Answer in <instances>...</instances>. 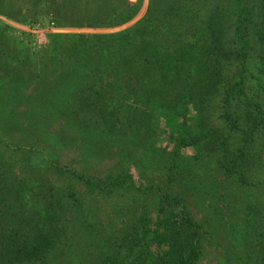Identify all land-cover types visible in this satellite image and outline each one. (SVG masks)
Returning a JSON list of instances; mask_svg holds the SVG:
<instances>
[{"label": "trees", "instance_id": "obj_1", "mask_svg": "<svg viewBox=\"0 0 264 264\" xmlns=\"http://www.w3.org/2000/svg\"><path fill=\"white\" fill-rule=\"evenodd\" d=\"M141 3L0 0V15L102 29ZM7 30L0 23V264H201L216 241V264H264V0H149L122 33L52 36L36 54ZM54 124L46 141L79 147L84 170L25 148ZM108 156L119 158L90 176ZM49 171L90 201L59 192ZM244 230L249 247L235 255Z\"/></svg>", "mask_w": 264, "mask_h": 264}, {"label": "rangeland", "instance_id": "obj_2", "mask_svg": "<svg viewBox=\"0 0 264 264\" xmlns=\"http://www.w3.org/2000/svg\"><path fill=\"white\" fill-rule=\"evenodd\" d=\"M148 3H149V0H142V3H141L139 10L137 11L135 16L129 22H127L123 25L117 26V27H112V28L87 29V28L56 27L53 23L49 22L48 19H46V18L32 22V23H17V22H14L12 20H9L6 17L1 16V15H0V23L4 26L8 27L7 36L10 40H12L13 42H16L17 43L16 45L24 46L25 49L30 51V53L36 54V53H41L43 47L44 48L47 47L52 36H58V35H63V36L64 35H113V34L122 33L124 31L132 28L144 16L146 9H147V6H148ZM11 44H13V43L11 42ZM58 126H59V124H54L48 131L42 130L39 132L40 134H34V135L29 136V138L23 142V144L26 145L25 148H27L28 151H29V149L31 150L33 148H36V151H37L39 148L44 147L45 154L48 153L47 158H49L51 160L55 159L58 167L70 169V170H74V171H79L80 169L84 170V168L82 166V162H81L82 157H81V151L79 150V147L77 148L74 145H72L71 147H68L65 149H60V147L54 146L57 144L52 143L51 140L46 141V139H45L46 136L56 134L59 131ZM18 135H19V133L14 134V137H13V139H14L13 143L14 144L13 145L19 144L18 141L16 140L20 137ZM15 140H16V142H15ZM29 155L31 157L30 159L32 160L30 165L33 167H36V168L43 169L42 157H38L39 153L31 151V153ZM118 158L119 157H110V156H108L107 158H103L102 160L99 161V163H97L94 171H89V169H88L90 176H94V177H98V178L102 177L103 175H105L108 172V170L113 166L114 162L117 161ZM39 162H41V164H38ZM148 171L149 170H147V172ZM157 172L155 173V175L160 174L159 172L157 174ZM148 174H150V172H148ZM33 175L37 176L38 174L35 173ZM46 178L49 179L54 184L53 187H55L59 192H61V193L63 192V194L65 196L67 195L65 192H67L68 190H71L74 193L76 192L77 195L81 194L83 196V198H86L85 199L86 202L90 201V198H88L89 195H88L87 191L84 189V187L82 185H80V183H76V182L70 183V182L64 181L63 178H60L58 176H53V173L51 171H49L46 174ZM259 192H262V191H259ZM38 198H40V197H38ZM53 200H55L54 197H53ZM260 200H261V202H264V199L260 198ZM125 201L127 204L128 201L124 200V202ZM114 203L115 202H113V204ZM197 204L198 203H196V206L194 209H193L192 204L190 205L189 208L194 214L196 213L195 217L199 218L201 216V212L198 209ZM103 205H104V202H101L100 209H102ZM115 205L121 206L122 205L121 199L116 200ZM34 207H35V210L38 211V213H40L39 205H33V204L30 205V208L34 209ZM110 207H112V206H107V210H110ZM100 209H99V212L96 213V215H99L98 218L102 217V219H103V215H102ZM86 215L88 217L89 222L92 221V219L88 216L91 214L88 213ZM238 216L240 219H242L244 217V213L242 210ZM42 219L43 218H40V216L36 215V217L30 216L28 221L35 223L37 221L38 222L42 221ZM103 221H104V219H103ZM115 222H116V226L120 225V220L115 221ZM250 238H251V236L249 235V232H246L245 230L240 232L239 234L237 233L235 235L234 239L231 240V247H232L233 253H235V255L245 253L249 247L248 245H249V239ZM207 247H208V243H205V248L207 249ZM214 248L216 251H214ZM210 249H213V251H210V252H212V254L216 253V256L221 255L222 260H223L224 254L222 252L224 250L222 251L221 246L218 247L217 241L213 245V248L211 247ZM216 256L211 255V257H209L207 260L206 259L203 260L201 262V264H216V260H217ZM57 261L60 262L62 260H57ZM58 262H56V263L61 264Z\"/></svg>", "mask_w": 264, "mask_h": 264}]
</instances>
